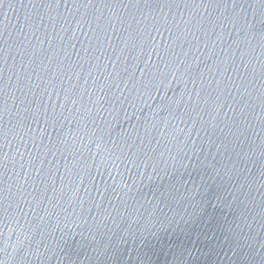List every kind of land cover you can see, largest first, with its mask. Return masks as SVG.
<instances>
[{
  "label": "water",
  "instance_id": "water-1",
  "mask_svg": "<svg viewBox=\"0 0 264 264\" xmlns=\"http://www.w3.org/2000/svg\"><path fill=\"white\" fill-rule=\"evenodd\" d=\"M0 264H264V0H0Z\"/></svg>",
  "mask_w": 264,
  "mask_h": 264
}]
</instances>
